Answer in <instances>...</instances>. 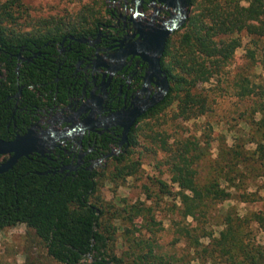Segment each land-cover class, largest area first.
I'll return each instance as SVG.
<instances>
[{
    "label": "trees",
    "instance_id": "obj_1",
    "mask_svg": "<svg viewBox=\"0 0 264 264\" xmlns=\"http://www.w3.org/2000/svg\"><path fill=\"white\" fill-rule=\"evenodd\" d=\"M190 7L191 12L178 29H182L178 39L174 41L169 37L163 54L168 92L147 114L173 103L175 115L184 120L206 114L210 109L207 98L193 91L194 88L221 73L244 39L247 57L255 60L259 51L264 61V0H190ZM24 12L20 0H0V138L6 140L13 136L15 119L16 127L21 126L24 131L17 113H12L14 99L7 96L14 95L23 85L21 105L31 109L42 105L43 98L59 95L61 86L54 81L58 68L53 62L57 53L55 43L63 31L74 32L76 27L65 26L64 29L60 24L42 31L22 30L19 18L24 17ZM32 54H35L33 59L27 61ZM242 79L236 80V94L240 98H253L242 111L249 118L242 120L249 127L244 132L246 138L238 144L243 138L234 136L231 145L218 148L205 180L199 178L198 160L206 148L190 139L172 147L168 137L152 131L151 141L168 152L165 163L171 182L178 188L176 194L186 216L204 215L210 201L232 197L245 185L248 174L264 175V85L254 89L246 77L243 82ZM66 96L65 87L60 98ZM20 117L25 124L30 122L28 114H20ZM137 135L134 126L128 134V144L112 157L115 161L112 179H124L139 168L140 162L129 160L127 156L129 147L138 143ZM107 142L103 143L104 150L108 149ZM246 142L254 144L253 150L244 148ZM54 165L52 160L41 156H22L10 169L0 173V230L23 223L44 243L48 256L61 264H132L133 260H124L113 251L112 234L101 227L104 210L91 200L99 172L79 171L75 177H63L53 173ZM158 183L166 187L165 182L158 180ZM241 195L243 192H239L238 196ZM144 207L126 204L121 210L132 220L141 215ZM250 221H255L264 231L261 211L254 212L251 218L224 215V226L218 236L203 234L209 239L205 250L226 264H264V244L258 246L243 241L244 226ZM186 234L192 237L189 231ZM140 241L150 245L148 240ZM148 248L135 253V261L161 263L162 255Z\"/></svg>",
    "mask_w": 264,
    "mask_h": 264
},
{
    "label": "rangeland",
    "instance_id": "obj_2",
    "mask_svg": "<svg viewBox=\"0 0 264 264\" xmlns=\"http://www.w3.org/2000/svg\"><path fill=\"white\" fill-rule=\"evenodd\" d=\"M20 1L25 12L24 17L19 18V24L22 30L27 31L33 28L42 31L60 24L64 29L72 25L76 26L74 30L88 29L96 21L107 18L108 8L117 5L110 0ZM191 10L189 4L188 15ZM178 29L170 36L171 40L178 39L182 32ZM245 42L244 39L221 73L194 88L193 91L207 98L210 109L206 114L184 120L175 115V103L153 114H146L135 125L138 143L129 147L127 155L129 160L140 162L137 171L124 179H112L111 171L115 167L112 157L120 153V148L115 149V154L104 165L97 167V187L91 200L103 208L102 230L107 229L112 234L111 247L124 260H133L132 264H138L134 254L151 247L163 257L161 263L153 261V264H226L205 250L209 239L203 234L218 236L224 226V215L228 213L247 218H251L254 212L264 213V175L248 174L245 185L229 199L210 201L204 215H184L183 204L176 194L178 188L171 182L165 163L168 152L161 150L159 143L152 142L150 138L154 133L152 131H159L168 137L172 147L186 139L198 141L202 148H206L198 160L202 181L210 173L209 167L219 147L231 145L234 136L242 137L238 144L243 143L246 138L244 132L249 127L242 120L249 118L242 111L253 98H240L236 94V80L240 82L242 77H246L254 89L264 85L263 53L258 51L256 59L250 60L245 54ZM244 148L253 150L254 144L246 142ZM158 180L165 182L166 187H162ZM165 190L170 193H165ZM239 192H243L241 197ZM135 203L145 207L141 215L129 220L121 209L126 204ZM244 232L245 244L247 241L258 246L264 244V231L255 221L248 222ZM142 239L148 240L150 245L141 242ZM0 264L61 263L48 256L44 243L32 229L21 224L0 230Z\"/></svg>",
    "mask_w": 264,
    "mask_h": 264
},
{
    "label": "flooded vegetation",
    "instance_id": "obj_3",
    "mask_svg": "<svg viewBox=\"0 0 264 264\" xmlns=\"http://www.w3.org/2000/svg\"><path fill=\"white\" fill-rule=\"evenodd\" d=\"M110 1L117 5L108 8L107 18L88 29L65 30L55 43L57 53L53 62L58 68L54 81L61 86L59 95L43 98L42 105L31 109L21 105L23 85L14 95L7 96L14 99L12 113H17V120L20 118L24 125L21 131L15 119L10 139L25 133L33 123L34 133L50 130L43 155L32 152L28 156L52 160L53 173L63 177H75L79 171L91 173L104 165L116 148L128 144V134L136 123L163 99H159L166 74L162 58L173 32L159 53V29L177 10L159 0H141L138 4L135 0ZM34 56L27 57V61ZM65 87L67 96L61 99ZM136 110L140 113L129 127L125 141L121 125ZM25 113L30 118L28 124L20 117ZM72 127L68 135L59 137ZM105 142L107 150L103 149ZM110 152L112 155L106 156ZM8 157L0 155V162Z\"/></svg>",
    "mask_w": 264,
    "mask_h": 264
},
{
    "label": "water",
    "instance_id": "obj_4",
    "mask_svg": "<svg viewBox=\"0 0 264 264\" xmlns=\"http://www.w3.org/2000/svg\"><path fill=\"white\" fill-rule=\"evenodd\" d=\"M138 4L141 0H135ZM166 6H173L177 13L172 15L168 20L164 21L159 29V43L160 50L159 53H162L166 38L175 30L180 28L188 17V6L190 0H159ZM20 55H18L19 57ZM169 83L166 74H164V86L163 90L159 96L164 98L165 94L168 92ZM155 103V101L153 102ZM140 111H133L130 114V120L121 125L122 130V139L126 141L127 131L129 127L133 124L134 119L139 115ZM36 126V123H33L31 127H28L23 134H16L14 138L6 140L0 138V155H9V157L0 163V173L10 169L17 160L22 156H28L29 153L36 152L40 155H43L44 148L50 140V135L52 134L48 129H42L39 133H34L33 127ZM74 128L71 130L63 131L59 137L62 135H68ZM57 137V138H59ZM56 139V138H55ZM112 155V152L108 153L106 156ZM98 212V211H97Z\"/></svg>",
    "mask_w": 264,
    "mask_h": 264
},
{
    "label": "crops",
    "instance_id": "obj_5",
    "mask_svg": "<svg viewBox=\"0 0 264 264\" xmlns=\"http://www.w3.org/2000/svg\"><path fill=\"white\" fill-rule=\"evenodd\" d=\"M21 224H23V223H20V224H17V225H21ZM17 225H15V226H17ZM15 226H12V227H15Z\"/></svg>",
    "mask_w": 264,
    "mask_h": 264
},
{
    "label": "bare ground",
    "instance_id": "obj_6",
    "mask_svg": "<svg viewBox=\"0 0 264 264\" xmlns=\"http://www.w3.org/2000/svg\"><path fill=\"white\" fill-rule=\"evenodd\" d=\"M170 7H173V6H170Z\"/></svg>",
    "mask_w": 264,
    "mask_h": 264
}]
</instances>
